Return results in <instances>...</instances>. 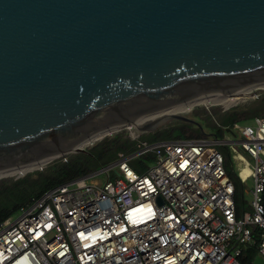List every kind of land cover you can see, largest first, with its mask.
Returning <instances> with one entry per match:
<instances>
[{
    "label": "water",
    "instance_id": "water-1",
    "mask_svg": "<svg viewBox=\"0 0 264 264\" xmlns=\"http://www.w3.org/2000/svg\"><path fill=\"white\" fill-rule=\"evenodd\" d=\"M260 81L264 0H0V168Z\"/></svg>",
    "mask_w": 264,
    "mask_h": 264
},
{
    "label": "built area",
    "instance_id": "built-area-1",
    "mask_svg": "<svg viewBox=\"0 0 264 264\" xmlns=\"http://www.w3.org/2000/svg\"><path fill=\"white\" fill-rule=\"evenodd\" d=\"M228 127L236 140L211 133L149 142L131 132L139 149L0 222V264H247L243 255L256 244L264 256V115ZM220 143L244 150L251 211L238 209ZM147 151L150 166L129 164Z\"/></svg>",
    "mask_w": 264,
    "mask_h": 264
},
{
    "label": "trees",
    "instance_id": "trees-1",
    "mask_svg": "<svg viewBox=\"0 0 264 264\" xmlns=\"http://www.w3.org/2000/svg\"><path fill=\"white\" fill-rule=\"evenodd\" d=\"M220 105L223 106L222 104ZM246 106L247 108L242 111H222L220 109H215V111L220 116V123L227 126L236 121H244L256 115H264V93ZM203 113L207 118L210 112L205 110ZM209 121L212 129L217 128L215 130L217 133L223 131L221 125L216 124L210 119ZM151 132L152 142L171 138H201L207 136L206 128L202 122L199 121L196 123L180 119H176L170 124ZM137 142V139L133 138L127 130H121L113 135L102 137L97 143L84 150L74 151L55 157L50 162L48 161L43 168H33L22 173H12L1 176L0 222L16 214L22 207L32 203L48 189L62 182L100 169L102 166L114 161L121 151L127 154L136 151L139 149ZM143 154H146L151 162L155 157L152 151H147ZM226 168L235 182L236 201L238 209L241 211V202L244 200V185L242 181L235 180L228 166ZM137 169L141 171L143 168L137 167ZM257 253L256 244L245 251L243 259L249 264Z\"/></svg>",
    "mask_w": 264,
    "mask_h": 264
},
{
    "label": "rangeland",
    "instance_id": "rangeland-1",
    "mask_svg": "<svg viewBox=\"0 0 264 264\" xmlns=\"http://www.w3.org/2000/svg\"><path fill=\"white\" fill-rule=\"evenodd\" d=\"M258 88H264V87H254L253 89L256 90V91H255L253 96L251 95V97L244 98L243 100L239 101L238 103H236V104H234V105H232V106H230L228 108H225L224 105L221 106L220 104H217V103H214V104H217V105L206 106L205 104H210L211 103V102L208 101V102L196 103L192 107V109H190V110L189 109L187 110L185 108L184 111L183 110L182 111L173 110V112H180L181 114L189 116L190 118L194 119L196 122H199V121L202 122L204 127L206 128L207 137H209L212 132L217 133V131H215L217 128L212 129V127L210 125V121H209V119H210L211 121L215 122L216 124H219V125L222 126L223 131L221 133H217L219 139H221V140H236L237 137L231 131L227 130L228 126L225 125V124H221L220 123L221 122L220 116L217 114L215 109H220L222 111H225V110L242 111V110L247 108L246 105L248 103H250L251 101L256 99L262 93H264V89H258ZM212 101H215V100L213 99ZM235 102H230V104H233ZM227 103H228L227 105H229V102H227ZM205 110H208L210 112L209 113L210 115L208 114L209 119H208V117L206 118L205 114L203 113V111H205ZM168 112H170V111H168ZM174 120H176V119L173 118V117L164 118L163 120L158 121V123H156L154 125V127L151 128L150 130H142V129L138 128L137 126H135L136 128H131L130 124L123 125L122 127L118 128L117 131H114L113 134L115 132H118V131H121V130H127L128 133L140 132L141 134L138 137L140 140H148L149 142H152L151 141V136H152V132L151 131H154V130H157V129L161 128V127H164V126L170 124L171 122H173ZM252 121H253V117H251V118H249L247 120L241 121V122H243V123H245V122L251 123ZM98 141L99 140H96L93 143H91V144L89 143V144L84 145V146L86 148L90 147V146L94 145L95 143H97ZM218 147L223 152L224 157H225L226 167L228 166V168L231 171V173L233 174L235 180L236 181L238 180L240 182L242 181L243 185L245 186V189L248 190L250 188L251 183H252V179L248 178V179L241 180L244 177V175H246L245 172L249 168L248 165L246 164V162L244 160H242L240 158V156H239L240 153H244V150L241 148V146L239 144H235V143H227L226 145L220 143V144H218ZM129 154H131V153H129ZM47 162H45V163L47 164ZM129 164L132 167H135V168H137V167L143 168L145 166H150L151 165V160H149L147 158L146 154H139V155H135V156L131 157L129 159ZM114 172L115 171L113 169L111 171V173L114 174ZM96 177L98 179H101V178L103 179V178L106 177V173H100ZM244 192H245V193H243L244 194V200H243V202H241V210L244 209V210L251 211L252 210V205H251L252 196H251V193H250L249 190L248 191H244ZM249 264H264V256L259 254V253H257L253 257L251 263L249 262Z\"/></svg>",
    "mask_w": 264,
    "mask_h": 264
},
{
    "label": "bare ground",
    "instance_id": "bare-ground-1",
    "mask_svg": "<svg viewBox=\"0 0 264 264\" xmlns=\"http://www.w3.org/2000/svg\"><path fill=\"white\" fill-rule=\"evenodd\" d=\"M254 87H264V81L260 82H253L250 84H246L244 86H240L238 88H230V89H219V90H213L204 92L201 94H198L196 96H193L191 98H188L184 101H180L171 105H167L164 107H161L159 109L153 110L147 114L135 117L136 124H149L152 122L161 121L164 118L170 117L174 114H181L180 112H173L175 111H184L185 108L188 110L192 109V107L196 103L200 102H211L210 104H205L206 106H210L214 103L222 104L225 108H228L239 101L243 100L244 98L251 97L252 94L255 93L256 90H254ZM215 101H212V100ZM236 101V102H235ZM227 102H229V105ZM230 102H235L233 104H230ZM226 103V104H225ZM172 110V111H171ZM170 111V112H168ZM158 116V117H157ZM136 125L132 126V128H136ZM119 128V127H117ZM111 129V128H110ZM104 129L102 131H99L84 140H82L77 146L85 147L84 145L91 144L96 140L101 139L105 134H110V131L114 132L115 129ZM50 157H41L38 159H34L32 161H28L21 164L11 165L7 167L0 168V177L6 174H12V173H22L29 169L37 168L39 166H43L46 164L45 162L49 161Z\"/></svg>",
    "mask_w": 264,
    "mask_h": 264
}]
</instances>
